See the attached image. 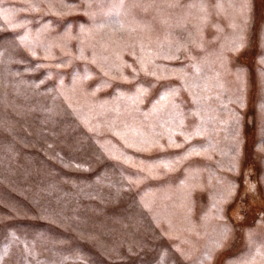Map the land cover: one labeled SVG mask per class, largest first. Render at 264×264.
<instances>
[{
    "label": "rangeland",
    "instance_id": "1",
    "mask_svg": "<svg viewBox=\"0 0 264 264\" xmlns=\"http://www.w3.org/2000/svg\"><path fill=\"white\" fill-rule=\"evenodd\" d=\"M0 264H264V0H0Z\"/></svg>",
    "mask_w": 264,
    "mask_h": 264
},
{
    "label": "snow or ice",
    "instance_id": "2",
    "mask_svg": "<svg viewBox=\"0 0 264 264\" xmlns=\"http://www.w3.org/2000/svg\"><path fill=\"white\" fill-rule=\"evenodd\" d=\"M217 246H219V244Z\"/></svg>",
    "mask_w": 264,
    "mask_h": 264
}]
</instances>
